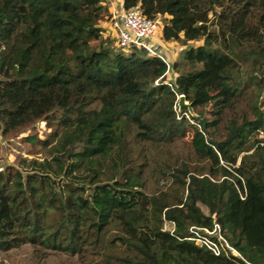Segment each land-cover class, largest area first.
Instances as JSON below:
<instances>
[{"label": "trees", "instance_id": "obj_1", "mask_svg": "<svg viewBox=\"0 0 264 264\" xmlns=\"http://www.w3.org/2000/svg\"><path fill=\"white\" fill-rule=\"evenodd\" d=\"M122 2L165 17V40L198 42L173 64L172 86L155 84L161 59L114 45L104 0H0V131L52 127L39 140L49 158L0 170V251L264 264V0ZM178 94L196 116L178 114ZM187 136L186 155H165ZM152 175L171 186L149 192ZM214 223L240 257L187 238Z\"/></svg>", "mask_w": 264, "mask_h": 264}, {"label": "rangeland", "instance_id": "obj_2", "mask_svg": "<svg viewBox=\"0 0 264 264\" xmlns=\"http://www.w3.org/2000/svg\"><path fill=\"white\" fill-rule=\"evenodd\" d=\"M110 8V7H109ZM213 18V17H212ZM161 26L164 23L165 17L158 18ZM108 23V24H107ZM109 20L105 22L104 26L109 30V36L113 40V43L118 47L116 43V37L109 26ZM212 29H216V26L213 24ZM179 45L184 46L181 41H178ZM196 44V43H193ZM178 46V45H177ZM179 47V46H178ZM119 48V47H118ZM184 49L181 50V52ZM180 70H175V73H179ZM171 76L174 77V71L170 72ZM261 100L264 99V90L262 91ZM245 108V104H241ZM178 114L180 113L177 108ZM197 114L188 112L187 117L196 116ZM192 122H194L192 120ZM52 127L49 126L47 120L42 119L36 121L35 123L29 125L28 127L22 129L20 132L15 134H4L0 131V170L6 169L7 167H14L23 169L24 166L28 165V162L37 159L44 160L49 158L48 150L44 149L40 144L39 140H44L50 136ZM263 134H261V137ZM31 138V139H30ZM192 142V137L187 136L183 141L177 142L175 146L172 147L171 151L166 153L167 157H170L171 160H175L179 156H184L189 150V146ZM153 155L156 154V151L152 152ZM27 168V167H26ZM150 189L149 192H155L159 189H168L171 186V180L168 179H158L157 177L150 178ZM203 210L207 212V208L204 205H201ZM0 264H84L80 261L78 256L66 254V253H50L49 255L40 258L38 257L33 247L30 244L23 245L19 248H15L9 251H0ZM235 264H240L239 262Z\"/></svg>", "mask_w": 264, "mask_h": 264}, {"label": "built area", "instance_id": "obj_3", "mask_svg": "<svg viewBox=\"0 0 264 264\" xmlns=\"http://www.w3.org/2000/svg\"><path fill=\"white\" fill-rule=\"evenodd\" d=\"M110 26L115 34L118 47L129 49L137 47L143 49L149 57L159 58L167 64L166 73L155 80L159 85L162 80L172 86V80L167 76L173 70L172 62L151 43L152 37L160 30L161 23L159 19L148 18L143 9L137 5L126 9L125 7L114 9L109 17ZM182 94H178V99ZM178 103V100H177ZM178 108V105H175ZM166 229L174 234L176 223L173 220H165ZM190 236L188 239L196 244L205 246L215 255H221L222 252H231L233 255L240 257L238 251L230 245L221 231L219 223H214L212 227L207 226H190Z\"/></svg>", "mask_w": 264, "mask_h": 264}, {"label": "crops", "instance_id": "obj_4", "mask_svg": "<svg viewBox=\"0 0 264 264\" xmlns=\"http://www.w3.org/2000/svg\"><path fill=\"white\" fill-rule=\"evenodd\" d=\"M104 4L108 8L110 7L109 8L110 13L114 9H119V8L124 7L122 0H104ZM104 24L105 22L100 23L102 27L106 28ZM107 33L109 34L108 28H107ZM151 43L155 47H157L172 62V64H174L178 60L182 49H187L189 46L193 45V44H188V42H185V43H182L184 45L182 46V45H179L177 40H165L163 38L162 28H160V30L152 37ZM195 43L198 44V42H195ZM173 71H174V77H172L171 74H169L167 76V79L174 80L177 77L178 73H175L174 68H173Z\"/></svg>", "mask_w": 264, "mask_h": 264}, {"label": "water", "instance_id": "obj_5", "mask_svg": "<svg viewBox=\"0 0 264 264\" xmlns=\"http://www.w3.org/2000/svg\"><path fill=\"white\" fill-rule=\"evenodd\" d=\"M178 109L181 112L184 108L188 109V112L193 113V107L192 104L186 99L185 95H180L178 99Z\"/></svg>", "mask_w": 264, "mask_h": 264}]
</instances>
